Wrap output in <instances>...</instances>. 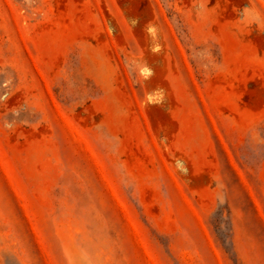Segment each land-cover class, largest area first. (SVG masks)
I'll return each instance as SVG.
<instances>
[{
    "label": "rangeland",
    "instance_id": "obj_1",
    "mask_svg": "<svg viewBox=\"0 0 264 264\" xmlns=\"http://www.w3.org/2000/svg\"><path fill=\"white\" fill-rule=\"evenodd\" d=\"M0 264H264V0H0Z\"/></svg>",
    "mask_w": 264,
    "mask_h": 264
}]
</instances>
